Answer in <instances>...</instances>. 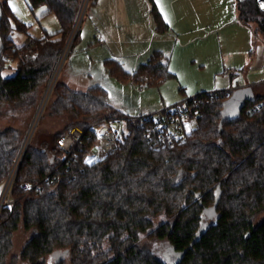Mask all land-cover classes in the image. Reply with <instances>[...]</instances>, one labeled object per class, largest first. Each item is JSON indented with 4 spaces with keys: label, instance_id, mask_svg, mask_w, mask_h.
Returning <instances> with one entry per match:
<instances>
[{
    "label": "trees",
    "instance_id": "16d2710c",
    "mask_svg": "<svg viewBox=\"0 0 264 264\" xmlns=\"http://www.w3.org/2000/svg\"><path fill=\"white\" fill-rule=\"evenodd\" d=\"M9 2L0 0V119H23L0 128V197L24 146L25 116L37 108L82 4L27 0L31 11L46 7L60 26L57 33L32 38L30 48V42L17 46L12 39L29 27ZM238 12L242 23H257L264 36V12L256 1L239 0ZM153 14L158 28H166L158 12ZM78 39L79 31L70 52ZM10 63H16L13 76L5 74ZM168 63L155 52L133 73L113 61L106 65L122 84L152 88L173 77ZM261 86L260 92L250 87L249 100L228 119L224 110L235 90L197 95L204 100L196 128L172 147L157 144L146 125L130 119L117 136L116 150L95 161L98 141L88 126L124 114L110 107L100 87L75 92L57 82L53 113L77 122L51 144L28 146L12 185V207L0 209V264H166L142 246L144 238L165 244L173 264H264V219L259 220L264 214V107L247 112L264 100ZM70 127L85 135L63 158L56 144ZM23 184L31 189L23 190ZM21 225L31 238L14 255Z\"/></svg>",
    "mask_w": 264,
    "mask_h": 264
},
{
    "label": "crops",
    "instance_id": "0c3cea01",
    "mask_svg": "<svg viewBox=\"0 0 264 264\" xmlns=\"http://www.w3.org/2000/svg\"><path fill=\"white\" fill-rule=\"evenodd\" d=\"M221 1L225 12L218 15L215 0H88L74 46L78 48L67 58L62 82L75 92L100 87L112 109L133 118L172 104L165 96L158 97L157 91L164 93V89L179 85L183 100L193 98L205 93L202 90L209 79L216 83L217 76H226L227 70L238 72L233 78L226 76L235 88L257 87L260 92L264 82H250V77L264 74V44L252 41L249 24L240 21L239 0ZM154 10L166 28H158ZM231 29L241 31L244 41L240 50L223 53V32L227 30L232 38ZM155 52L169 58L173 75L161 86L152 87L156 90L134 82L122 84L106 65L113 61L133 73ZM117 98L123 102L115 101Z\"/></svg>",
    "mask_w": 264,
    "mask_h": 264
},
{
    "label": "rangeland",
    "instance_id": "374dc122",
    "mask_svg": "<svg viewBox=\"0 0 264 264\" xmlns=\"http://www.w3.org/2000/svg\"><path fill=\"white\" fill-rule=\"evenodd\" d=\"M90 1V0H89ZM255 2V0H253ZM87 0H82L80 13L78 15V18L76 20L75 25H77L76 29H74L70 34V37L68 39L66 48L63 52V54L60 57V60L58 62V65L51 76L50 80L48 81L47 85L44 86L42 89V96L41 100L37 106V108L33 111H30L25 117H26V123L24 125V131L26 130V137H25V145H31L36 148L43 147V144H51L55 138V136L61 132H63L68 126L75 125L77 122L76 119L71 115H55L53 113V102L55 100V96L53 95V89L57 82H62L63 75L65 73V69L68 65L69 60L67 58L69 55H72L78 46L73 48L70 52V49L73 46L74 40L76 38V35L78 33V29L80 26L81 18L84 13L85 8L87 7ZM86 3V4H85ZM215 6H216V12L217 14H223L225 12V7H223V2L221 0L216 1L215 0ZM9 6L12 10V12L15 14V16L23 22L24 24L28 25L29 30L27 33L22 32H15L12 36V39L14 40L15 44L17 46H21L26 42H32L33 38H40L42 35L47 32L49 34L57 33L60 29L59 22L54 14H49L46 7H40L35 9L34 11H31L27 0H10ZM84 7V8H83ZM250 34L253 35L252 41L254 40L256 43L264 44V36L262 32L258 28L257 23H250L248 25ZM232 38L231 34L229 32L224 31L223 37H226V43L223 39L222 44V50L223 53H227L230 51H237L240 50V43L244 41V36L241 31L232 30ZM30 37V38H29ZM225 43V44H224ZM70 52V53H69ZM32 57L30 54H28L27 58ZM229 57V56H228ZM15 67L16 63H10V69L6 71L5 74L8 76H13L15 74ZM264 82V74H259L258 76H252L250 77V82ZM121 84V83H120ZM216 84V85H215ZM121 86V85H119ZM122 87V86H121ZM205 93H213L216 91H225L232 88H235V86L232 85L230 80L224 76L223 74H219L217 76V82L215 83L212 80H208L205 84ZM213 87V88H212ZM216 87V88H215ZM148 89H155L156 88H148ZM221 89V90H220ZM125 91L128 94H133L132 90H126ZM212 91V92H208ZM236 98L239 97L242 92L244 91L241 88H237L236 90ZM161 93L163 91H160ZM159 93L157 91L158 97L165 96L168 101H172V104L167 105L165 107H162L161 109L169 108L178 104H181L185 100L181 96H179V85H174L173 87L169 89H164V93ZM199 93V92H198ZM197 94V92H196ZM195 96V94H194ZM190 99V98H189ZM235 100L234 98H232ZM187 100V99H186ZM115 101H119V103H122V99L119 100L117 98ZM233 113H236V108H233L231 110ZM118 112V111H117ZM120 115L124 114L122 112H119ZM135 113V112H134ZM132 115V114H130ZM18 118H12V119H0V128L6 127L9 125L18 126L19 119H23L20 116H17ZM116 135L119 137L123 131H125L124 127H116L114 128ZM4 186L6 188L7 192V199H6V205L9 204L10 200V187L7 186V181L2 185L1 192L4 189ZM260 219H264V214H262L259 217ZM31 238V232L26 231L23 226L21 225L19 230L14 235V249L13 254L19 255L21 251L23 250L24 246L27 244V242ZM142 246L147 249L149 252H151L154 256L158 257L159 259L163 260L166 264H173L174 262V256L169 254V249L165 246V244H162L156 240L144 238L142 240Z\"/></svg>",
    "mask_w": 264,
    "mask_h": 264
},
{
    "label": "built area",
    "instance_id": "2783aa9c",
    "mask_svg": "<svg viewBox=\"0 0 264 264\" xmlns=\"http://www.w3.org/2000/svg\"><path fill=\"white\" fill-rule=\"evenodd\" d=\"M256 7L259 11L264 12V0H255ZM32 42L30 43L31 48ZM32 50H30L31 52ZM229 78L235 77L238 72L235 70H227L225 72ZM236 88L229 89L236 90ZM204 98L193 97L185 100L181 104L159 109L152 114L144 115L140 114L136 117H130L124 115L123 117H108L95 121L88 126V130L94 134L97 138V145L92 150V156L95 161H100L110 155L117 148V135L114 130L116 127H123L126 121L135 119L141 121L142 125L148 127L149 135L155 140L157 144L162 146H174L176 143L185 142L187 138L192 134L197 125V118L200 116V110L198 109ZM264 107V100L254 104L248 109V113L252 114L259 111ZM85 135V131L78 127H70L64 134H62L57 140V148L62 152L63 158L72 154L76 146L80 143ZM20 158L18 157L16 165L11 172V176L7 179V186L10 187V198L12 185L17 175V167L20 164ZM23 190H30V184H23ZM8 195L4 186L0 197V209L3 206L12 207V201L6 205V199ZM10 201V200H9Z\"/></svg>",
    "mask_w": 264,
    "mask_h": 264
},
{
    "label": "water",
    "instance_id": "95a60500",
    "mask_svg": "<svg viewBox=\"0 0 264 264\" xmlns=\"http://www.w3.org/2000/svg\"><path fill=\"white\" fill-rule=\"evenodd\" d=\"M87 2H88V0H87ZM2 18H3V11H2V6L0 4V27H1ZM76 27H77V25H75L74 29H76ZM2 49H3V42H2V39L0 38V51ZM250 97H251L250 91L248 89H245L239 97H237V98H236V96L234 97L235 100L232 99L231 101H229L228 103H226L225 110H224V119L232 118L236 114H238L240 112V109H241L242 105L244 104V102H246L247 100H249ZM233 108H236V113H233L231 111ZM28 146H29L28 144L25 145V147L22 148V151L19 154V156H21V158H20V164H21V161H22V159H23V157H24V155H25V153L27 151ZM20 164L18 165L16 172H18V170L20 168ZM10 176H11V174H10Z\"/></svg>",
    "mask_w": 264,
    "mask_h": 264
}]
</instances>
